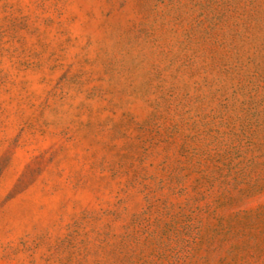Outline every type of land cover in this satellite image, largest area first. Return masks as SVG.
Here are the masks:
<instances>
[{"label":"rangeland","instance_id":"1","mask_svg":"<svg viewBox=\"0 0 264 264\" xmlns=\"http://www.w3.org/2000/svg\"><path fill=\"white\" fill-rule=\"evenodd\" d=\"M0 264H264V0H0Z\"/></svg>","mask_w":264,"mask_h":264}]
</instances>
